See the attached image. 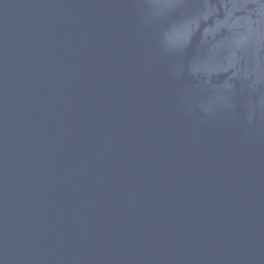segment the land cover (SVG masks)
<instances>
[{"label": "water", "instance_id": "obj_1", "mask_svg": "<svg viewBox=\"0 0 264 264\" xmlns=\"http://www.w3.org/2000/svg\"><path fill=\"white\" fill-rule=\"evenodd\" d=\"M0 264H264V0H0Z\"/></svg>", "mask_w": 264, "mask_h": 264}]
</instances>
